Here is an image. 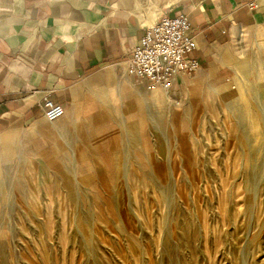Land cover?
<instances>
[{
    "label": "rangeland",
    "instance_id": "1",
    "mask_svg": "<svg viewBox=\"0 0 264 264\" xmlns=\"http://www.w3.org/2000/svg\"><path fill=\"white\" fill-rule=\"evenodd\" d=\"M230 53L170 94L131 80L129 115L99 99L122 129L1 136L0 264H264V24Z\"/></svg>",
    "mask_w": 264,
    "mask_h": 264
},
{
    "label": "crops",
    "instance_id": "2",
    "mask_svg": "<svg viewBox=\"0 0 264 264\" xmlns=\"http://www.w3.org/2000/svg\"><path fill=\"white\" fill-rule=\"evenodd\" d=\"M248 1L0 0V137L44 120V98L78 130L122 129L99 99L116 89L127 100L117 115H129L126 66L147 26L187 13L201 76L220 71L238 35L264 24V8L251 12Z\"/></svg>",
    "mask_w": 264,
    "mask_h": 264
},
{
    "label": "built area",
    "instance_id": "3",
    "mask_svg": "<svg viewBox=\"0 0 264 264\" xmlns=\"http://www.w3.org/2000/svg\"><path fill=\"white\" fill-rule=\"evenodd\" d=\"M246 7L251 12L259 10L264 8V0H250ZM197 49L188 14L180 11L174 17L165 16L145 29L127 62L126 75L149 93L170 94L181 77L200 70ZM41 108L49 123L58 122L66 114L65 108L50 98L43 99Z\"/></svg>",
    "mask_w": 264,
    "mask_h": 264
}]
</instances>
